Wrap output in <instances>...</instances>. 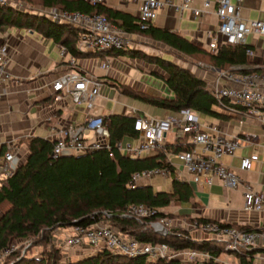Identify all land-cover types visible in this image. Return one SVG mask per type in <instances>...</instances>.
I'll return each mask as SVG.
<instances>
[{
    "label": "trees",
    "instance_id": "16d2710c",
    "mask_svg": "<svg viewBox=\"0 0 264 264\" xmlns=\"http://www.w3.org/2000/svg\"><path fill=\"white\" fill-rule=\"evenodd\" d=\"M25 1L40 3L44 7L78 9L86 13L100 12L114 22H118L117 18H120L118 23L125 29L139 31L152 40L163 42L179 58H183L180 56L186 54L207 56L206 61L218 68H228L230 65L247 62L245 49L248 44L223 43L215 51L206 50L171 28L158 26L153 22L141 27L138 17L134 19L129 13L103 3H91L88 0ZM31 8L25 4L14 5L10 1H0V27L5 24L20 27L35 26L54 40L65 44L69 53L74 56L84 54L77 46V36L81 32L79 26L51 19L45 14L32 11ZM110 51H124L132 56H141L148 62L156 63L164 71L162 77L172 90L171 97L150 96L139 89L134 90L122 84L123 91L148 103L175 112L190 107L195 111L214 116L224 114L219 109L220 106H240L225 97L218 100L206 85L204 78L173 57L148 53L138 47L109 48L90 52L103 54ZM102 115L109 128L112 144L110 149L98 147L84 152L54 156L52 149L55 139L38 135L28 137L25 159L10 175L0 180V251L13 238L23 239L30 235L49 234L60 226L89 224L99 218H110L124 234H131L140 240L151 242L164 240L173 249L198 248L209 252V257L200 261L193 258L188 260L180 256L150 258L146 253L130 255L100 248L75 259L60 260L56 257L61 254L58 249H48L46 253L40 255H24L21 258L16 256L11 263L5 264H223L219 255L228 250L210 236L195 238L182 233L160 234L150 227L149 222L168 214L164 209L165 206L190 201L194 195V188L191 183L174 175L171 179V190H155L152 184L148 183L131 185L129 181L136 170L156 164H168V162L164 155L154 159L136 158L122 153L115 144L125 135H138V130L134 126L136 116L115 110ZM181 146V149H186L189 145ZM4 148L1 146L0 151ZM141 202L150 209L147 216L138 219L124 214L130 204ZM191 219L204 222L212 218L195 215ZM219 222L222 225L232 224L227 221ZM258 248L261 247L257 245L234 251L238 264H250Z\"/></svg>",
    "mask_w": 264,
    "mask_h": 264
},
{
    "label": "crops",
    "instance_id": "0c3cea01",
    "mask_svg": "<svg viewBox=\"0 0 264 264\" xmlns=\"http://www.w3.org/2000/svg\"><path fill=\"white\" fill-rule=\"evenodd\" d=\"M180 1L172 0L174 4ZM204 1L191 0L190 6L184 7L182 10H178L172 4L164 5L157 11L152 22L155 25L176 30L184 37H188L198 47L211 51L209 41L219 21L216 14L218 3L217 0H207L208 5H205ZM230 1L234 2L236 0ZM139 2L140 0H104L103 4L121 9L136 19ZM240 3V16L242 19L245 21H250L252 18L264 20V0H241ZM192 8H202L203 11L195 15ZM31 9L36 13H40L39 8L32 7ZM117 21L119 22L120 18H117ZM111 22L128 34L130 42L124 47H138L148 53L163 54L168 58L173 57L175 60L181 59L163 42L149 38L152 43L155 42L156 46L159 45V48L152 46H150L152 48H148L147 45H150V43L142 40V38H148L146 35L139 31H128L123 25L113 20ZM79 35L80 33L77 40ZM248 35V47L252 48L254 53L251 57L247 55L246 63H237L230 65L228 68H236L239 71L254 70L264 74V35L257 32H250ZM2 41L9 42L10 46V59L7 64V71L10 76L0 84V148L1 146L5 147L0 151V162L3 159L1 154L7 148L9 139H14L12 149L24 160L29 136L38 135L54 139L57 127L65 123L81 122L94 114H106V112L114 110L120 111L115 108H108L106 112L96 110L97 105L94 100L97 96L93 99L91 106H88L85 100L75 101L71 99L70 95L51 89V81L55 78L56 72L60 70L80 67L94 76L101 77V87L107 83L111 86L120 85L121 88L122 84H125L150 96H172L171 88L168 90L163 84L165 82L162 77L164 71L156 63L148 62L138 55L132 56L124 51L97 54L90 52L92 49L82 50L78 46V40L77 46L84 54L75 55V64L68 65L58 53V44L61 42L54 40L35 26L2 25L0 27V42ZM105 53L114 56V58L131 62L132 66L137 68V75H129L127 80L124 79L122 72L111 65L113 57L107 56ZM198 54L201 55L202 53ZM98 55L103 58L107 56L110 62L108 67L103 68L101 64H98L96 59ZM180 57L183 58L178 61L204 78L209 88L215 83L216 79L219 83L225 82L223 77H218L220 67L218 68L206 61L207 56L202 55L199 57V55L186 54ZM162 90L165 92H162ZM161 107L163 108L161 116L177 115L179 112ZM219 109L224 112L223 115L214 116L197 111L202 128L212 131V127L217 126L226 135H243L244 132L256 133L252 140L242 141L234 155L224 154L221 160L233 168L242 180L249 183L254 189L264 190V121L256 116H247L239 112L234 113L227 106H220ZM171 111H174V113H171ZM120 112L135 116L139 114L148 115V111L135 107H126ZM201 114H205V116L201 118ZM240 117H243L242 122H240ZM138 138V135H125L122 141L136 142ZM187 144L191 145L189 135L177 136L175 128H172V130L165 133L163 141L155 149L144 151L142 156L158 159L164 155L165 160H169L172 166L179 171V178L192 184L194 195L190 198V201L178 203L180 208L185 209L183 213L193 216H208L213 220L227 221L237 226L264 231V212H250L243 208V183H239L237 187H232L221 181L216 175H213L211 183L191 179V174L177 157L178 149L181 150L182 148L181 145ZM254 152L258 153V158L254 160L252 167L250 169L241 168L239 166L241 155H250ZM4 177V173L0 171V180ZM168 177H170L171 184L173 174L168 175ZM141 183L151 184L147 180H142L140 183L138 181L137 184ZM152 186L155 190L172 189V184L169 189L156 188L153 184ZM257 245L261 248H258L256 255L257 253H264V245ZM235 259V264H237L238 259L236 256Z\"/></svg>",
    "mask_w": 264,
    "mask_h": 264
},
{
    "label": "built area",
    "instance_id": "2783aa9c",
    "mask_svg": "<svg viewBox=\"0 0 264 264\" xmlns=\"http://www.w3.org/2000/svg\"><path fill=\"white\" fill-rule=\"evenodd\" d=\"M5 2L8 0H0ZM91 3H103L104 0H88ZM191 0H181L174 4L172 0H140L138 4L137 17L141 27L152 23L157 11L164 5L172 4L178 10L190 6ZM241 0L231 2L230 0H217L216 14L218 24L209 41L212 50H217L223 43H238L247 45L248 34L257 32L264 35V20L252 18L245 21L240 16ZM208 5V1H204ZM195 15L200 14L203 9L192 8ZM39 12L51 19L72 23L81 28L78 46L82 50H99L124 47L129 44L128 34L117 25L111 22L108 16L100 12H83L81 10H68L60 7L39 8ZM9 42H0V84L10 76L7 71L9 62ZM248 57L254 53L252 48L245 49ZM58 53L68 65L75 64L76 57L69 54L65 44H58ZM109 59L106 57L101 62L103 68L108 67ZM223 77L225 82L215 83L210 87L214 96L220 100L227 98L234 104L240 106L227 107L234 113L239 112L247 116H256L264 121V74L258 71H239L236 68H219L218 77ZM101 80L98 76L78 67L64 69L56 72L55 78L51 81V89L59 93L70 95L72 100H85L91 106L93 99L100 93ZM1 96V91H0ZM49 117V116H48ZM243 117H240V122ZM135 129L138 130L136 142H116L115 146L128 156L140 158L144 151L153 150L164 139L165 133L175 128L177 136H188L191 145L186 149L178 150L177 157L181 164L186 167L194 181L211 183L213 175H216L226 184L237 187L239 183L244 184L243 208L250 212H264V190L254 189L249 183L244 182L237 172L225 164L221 157L224 154L234 155L237 147L242 141L252 140L256 133L244 132L243 135H226L217 126L212 131L203 129L197 111L187 107L179 110L177 115L150 116L139 114L135 119ZM92 132V133H91ZM54 139L55 144L52 155L74 154L84 152L98 147L111 148L109 128L104 121L102 114H94L81 122H68L57 127ZM14 139H9L7 148L2 152L0 171L5 177L16 168L22 161L16 151L12 149ZM198 147V148H196ZM111 153V150H109ZM258 153L241 155L239 166L243 169H250ZM168 164H156L154 166L142 167L136 170L130 179V184L135 185L140 178H150L157 173L168 176L173 174L179 178V171L171 162ZM171 165L173 167L170 168ZM107 214V212L105 211ZM150 213V209L143 202L130 204L124 214L142 219ZM156 226L159 222L151 221ZM199 231L208 233L207 236L220 243L229 252L240 250V248H251L257 244L264 245L263 230L239 229L234 224H221L217 220L209 219L204 222L194 220ZM157 227V226H156ZM204 236V237H207ZM203 238V237H201ZM66 246L76 248H91L96 251L100 248H107L124 254L139 255L146 253L150 258L183 256L188 259L203 260L209 257V252L198 248H171L164 240L151 242L140 240L131 234L122 233L110 218H99L93 223H77L71 226L66 238ZM225 264L229 263L227 260ZM238 264V263H237ZM250 264H264V253H255Z\"/></svg>",
    "mask_w": 264,
    "mask_h": 264
},
{
    "label": "rangeland",
    "instance_id": "374dc122",
    "mask_svg": "<svg viewBox=\"0 0 264 264\" xmlns=\"http://www.w3.org/2000/svg\"><path fill=\"white\" fill-rule=\"evenodd\" d=\"M8 1H10L14 5L25 4L27 7H33L37 9L42 7L40 3L33 4L28 1L26 2L25 0ZM142 40L144 42L150 43V45H147L148 48H159V45L156 46L155 42L152 43L149 38H142ZM105 54L107 56H112L108 53ZM112 57L113 58L111 60V65L122 72V77H125L124 79L127 80V78H129V75H137V68L135 66H132L131 62L114 58V56ZM96 59L98 60V64H101V62L104 61L105 58L98 55L96 56ZM181 59L178 60L181 61ZM99 79L102 80L101 77H99ZM163 84L168 88V90H170V87L166 84V82H163ZM101 86V92L97 95L96 100H94L97 105L95 108L96 110L106 112L108 108H115L117 110L122 111L126 107H135L143 109L146 112L148 111V115L150 116H161V111L163 110L161 106L157 104L154 105L151 103H147L139 97L137 98L130 95L129 93H126L125 91L121 90L120 85L111 86L106 83L105 85H103V87ZM162 92L165 91L162 90ZM171 113H174V111H171ZM204 116L205 114L200 115L201 118H203ZM142 180H147L156 188L161 187L169 189L171 187L170 177L163 176L161 174L154 175L150 179L140 178L139 183ZM165 210L168 213L166 216H162L157 220H153L159 222L158 224H161L160 226L156 227L149 222L150 227L155 232L160 234L182 233L195 238L207 236L208 233L200 232L198 228L199 226L194 224V219H191L193 215L183 213L185 209L180 208L178 203H174L173 205L167 206ZM70 229L71 226H60L59 228L53 229L49 234L44 233V235H30L27 238L23 239L13 238L9 241L8 245L0 251V264H5L7 262L11 263L16 256L18 258H21L24 255L29 256L31 254H44L48 251V249H58L61 254H58L56 257L60 260L75 259L80 254L82 255L93 253L94 251L91 248H84L82 250V246H77L76 248H69L66 246V238L67 234H69L70 232ZM233 254V252L225 251L224 253H221L219 255V259L223 262V264H225V260H227V262L229 263L231 262L235 264L236 259L235 255ZM183 256L181 257L188 259Z\"/></svg>",
    "mask_w": 264,
    "mask_h": 264
},
{
    "label": "bare ground",
    "instance_id": "6f19581e",
    "mask_svg": "<svg viewBox=\"0 0 264 264\" xmlns=\"http://www.w3.org/2000/svg\"><path fill=\"white\" fill-rule=\"evenodd\" d=\"M156 226L158 227V226H160V224H156Z\"/></svg>",
    "mask_w": 264,
    "mask_h": 264
},
{
    "label": "water",
    "instance_id": "95a60500",
    "mask_svg": "<svg viewBox=\"0 0 264 264\" xmlns=\"http://www.w3.org/2000/svg\"><path fill=\"white\" fill-rule=\"evenodd\" d=\"M64 155H66V154H64ZM161 225V224H160ZM163 228V227H162Z\"/></svg>",
    "mask_w": 264,
    "mask_h": 264
}]
</instances>
